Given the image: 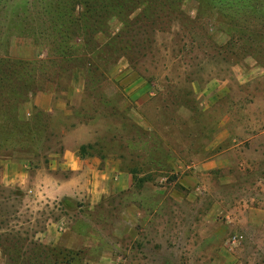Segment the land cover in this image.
I'll list each match as a JSON object with an SVG mask.
<instances>
[{
	"label": "rangeland",
	"instance_id": "374dc122",
	"mask_svg": "<svg viewBox=\"0 0 264 264\" xmlns=\"http://www.w3.org/2000/svg\"><path fill=\"white\" fill-rule=\"evenodd\" d=\"M261 3L0 0V160L44 161L75 130L71 142L122 157L136 180L84 213L90 245L23 238L22 254L21 235L0 234L12 258L99 264L120 241L119 264H264ZM42 95L53 111L33 106Z\"/></svg>",
	"mask_w": 264,
	"mask_h": 264
},
{
	"label": "crops",
	"instance_id": "0c3cea01",
	"mask_svg": "<svg viewBox=\"0 0 264 264\" xmlns=\"http://www.w3.org/2000/svg\"><path fill=\"white\" fill-rule=\"evenodd\" d=\"M32 104L50 112L54 110L56 99L52 95H42L33 99ZM74 137L75 130H65V144L50 151L44 161L25 159L17 151L15 156L0 160V189L10 192L0 197V203H9L15 209L0 216V220H5L0 222V234L15 235L16 239L21 235V243L16 241L19 246L15 249H20L22 254L28 250L23 238L63 253L90 245L88 237L77 229L84 213L107 206L135 187L134 174L122 157L104 148L82 150L87 141L80 138L82 141L76 144L71 142ZM260 192L259 196L264 197V188ZM25 207L30 210L25 211ZM135 208L127 211L133 218L142 213ZM114 244L112 252L102 256L99 264L122 262V243L115 241ZM10 249L7 242L0 241V264L38 263L23 256L12 258Z\"/></svg>",
	"mask_w": 264,
	"mask_h": 264
},
{
	"label": "built area",
	"instance_id": "2783aa9c",
	"mask_svg": "<svg viewBox=\"0 0 264 264\" xmlns=\"http://www.w3.org/2000/svg\"><path fill=\"white\" fill-rule=\"evenodd\" d=\"M241 239H243V236L235 235L234 237H232L231 243L236 244V243L240 242Z\"/></svg>",
	"mask_w": 264,
	"mask_h": 264
},
{
	"label": "trees",
	"instance_id": "16d2710c",
	"mask_svg": "<svg viewBox=\"0 0 264 264\" xmlns=\"http://www.w3.org/2000/svg\"><path fill=\"white\" fill-rule=\"evenodd\" d=\"M262 1V3L261 4H264V0H261ZM261 8H263L264 9V6H261ZM261 25H263L264 26V19H262V21H261ZM264 28V27H263ZM263 36H264V33L262 34ZM84 148L82 147V150H83Z\"/></svg>",
	"mask_w": 264,
	"mask_h": 264
}]
</instances>
